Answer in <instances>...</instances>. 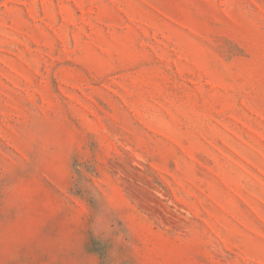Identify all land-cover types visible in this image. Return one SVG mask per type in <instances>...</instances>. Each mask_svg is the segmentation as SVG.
<instances>
[{
    "label": "rangeland",
    "instance_id": "1",
    "mask_svg": "<svg viewBox=\"0 0 264 264\" xmlns=\"http://www.w3.org/2000/svg\"><path fill=\"white\" fill-rule=\"evenodd\" d=\"M0 264H264V0H0Z\"/></svg>",
    "mask_w": 264,
    "mask_h": 264
}]
</instances>
